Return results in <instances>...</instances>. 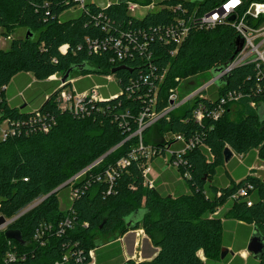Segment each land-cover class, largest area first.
<instances>
[{"label":"trees","instance_id":"trees-1","mask_svg":"<svg viewBox=\"0 0 264 264\" xmlns=\"http://www.w3.org/2000/svg\"><path fill=\"white\" fill-rule=\"evenodd\" d=\"M227 1L117 0L101 5L85 0L73 13L69 8L75 4L70 0H0V37L9 40L8 47L0 49V125L5 123L8 131L0 139V216L10 220L46 196L0 230V258L10 242L30 254L24 264H52L73 244L88 250L142 229L158 251L136 264H223L222 219L231 217L264 232V182L255 176L236 181L228 171L232 162L225 164L223 156L229 147L240 155L256 151L264 160V66L248 62L233 68L202 97L142 132L143 145L159 151L151 159L157 173L151 188L144 184L145 156L138 154V136L132 135L139 113L149 105L143 76L148 74L157 83L163 74L155 105L161 111L168 105L170 88L179 89L184 97L233 59L238 34L228 17L211 27L199 25L203 15ZM128 2L158 8L135 17L127 10ZM250 2L264 0H246L243 9ZM178 20L188 26V32L172 54L174 43L159 37ZM17 28H24L25 34L13 37ZM119 38L126 52L121 60L116 58L113 42ZM103 41H107L104 46L92 49L93 42L101 45ZM140 44L146 45L139 48ZM62 45L67 46L64 52ZM120 66L125 68L111 73ZM67 71L66 82L80 77L77 89L86 77L104 75L114 77L120 92L113 98L102 95L88 114L62 111L56 100L59 91H55L61 82L46 80L52 75L62 78ZM31 77L35 81L30 83ZM14 83H21L26 103L39 105L37 111L13 98ZM229 91L241 97L228 101L219 118L204 113L196 121L193 107L213 109ZM174 135L199 139L181 155L178 167L162 171L165 158L167 162L176 159L166 150L175 152L184 146L175 142ZM121 158H127V163L117 168L110 184L105 173ZM248 185L252 189L247 197L238 196L239 189ZM62 190L70 201L64 209L60 208ZM220 205L216 216L205 215ZM134 214L138 216L133 218ZM66 216L72 219L71 228L58 237L51 235L45 247H32L38 227L57 224ZM7 230L19 232L24 244L7 239ZM199 250L205 262L197 256ZM125 264L135 263L130 259Z\"/></svg>","mask_w":264,"mask_h":264},{"label":"built area","instance_id":"built-area-1","mask_svg":"<svg viewBox=\"0 0 264 264\" xmlns=\"http://www.w3.org/2000/svg\"><path fill=\"white\" fill-rule=\"evenodd\" d=\"M72 1L75 6L70 7L69 11H73L74 8L80 9L84 3L85 0H70ZM246 0H239V3L233 4L232 0H228L226 3H224L220 7L216 8L212 12L205 14L200 19V26L205 27H211L215 24L223 22L228 17V23L232 25V27L235 29V31L238 34V38L242 39V47L241 49L234 55L231 64L226 67L219 75L218 77L224 76L226 73L230 72L233 68L240 66L242 64H245L247 62H251L256 64L258 67L264 66V2H250L245 9H243V6L245 4ZM109 4V1L107 2ZM226 5L228 7H226ZM151 6V5H148ZM148 6H140L137 3L128 2L127 4V10L131 13L134 12L138 8H148ZM233 16L234 20L229 21V17ZM188 32V26H185L184 22L181 20H178L176 23H173L168 28H165L162 32L163 34L159 37L160 40L162 39L168 40L170 42H173L175 45V49L171 52L174 54L177 51V46L184 40L186 34ZM153 34H151V40L153 39ZM107 41H103L100 44L97 42L92 43V49L94 51H97L100 46H104ZM114 46L116 48V58L117 60H121L125 57V49H122L121 45V39H116L113 41ZM146 44L142 46L140 44L139 48H143ZM67 46L62 45L60 47V50L64 52L66 50ZM55 76V75H52ZM51 77V76H50ZM49 77V78H50ZM110 76H108L107 80ZM150 75H145L142 77L144 80V83L147 87V98H148V107L144 108L139 113L138 118V124H137V130L132 134L133 136H138V150L141 151V154L145 156V163L143 165V177H144V184H146L148 187H153L155 178L152 177L151 171H153L152 166H150L151 159L154 157L156 153H159L158 149L154 150V148L151 145H143V137L142 132L148 128L150 125H152L154 122H156L159 118L163 116L169 115L171 112L177 111L183 107H185L188 103L192 102L195 97H202L203 91H205L211 84H213V81H208L201 85L200 87L196 88L189 94L185 95L184 97L179 96V89L177 88H170L167 92V98H168V105L165 106L161 111H156L155 105L157 104V95H158V89L161 80L163 79V74L158 78V82L154 83L151 81ZM176 81H179V78L175 79ZM73 79L69 80L68 82H61L62 89L59 91L56 100L59 103V107L62 111L68 110L72 111L74 115H83L89 113V107L90 105L94 104V102L99 101L102 99V93L99 92V89H103L105 85H94L89 90L85 91H78L73 85ZM66 84V87H64ZM137 85V82H136ZM110 97H115V95H112ZM241 97L240 93L231 92L229 91L227 96H223L220 98V101L216 107L210 110L204 109L203 106L198 104L196 108L193 107L192 115L196 119V121H201L202 117L205 114H207L208 117H211L213 119L219 118L223 111L224 106L228 101L231 100H238ZM251 107H256V104L254 102L250 103ZM37 111V110H35ZM36 115L39 116V114L36 112ZM43 129H47V125L42 126ZM8 134V131L6 129L3 131L2 137H6ZM175 142L182 143L184 146L180 149L175 150V152H172L171 150H166L167 153L175 154L176 159H174L172 162H167L166 158L164 159V166L165 169H170L174 167H178L179 163L181 162V155L185 153V151L190 150L197 145L198 142V136H194V138H189L186 140L181 135H174ZM131 154H135V151H132ZM99 161V160H98ZM98 161H96L94 164H96ZM127 163V158H121L117 163L115 168H111L106 171L105 176L108 181V183L112 184L115 176L117 174V168L121 167V165H124ZM93 164V165H94ZM92 166V165H91ZM90 166V167H91ZM85 170L78 173L77 175L72 176L69 180H67L66 184L72 183L74 180H76L78 177H80L81 174H83ZM252 189L250 185L242 187L239 189L237 195L247 197V190ZM236 195L233 196L235 198ZM248 199V198H247ZM72 200V198H70ZM247 205H251V202L248 200ZM7 225V224H5ZM5 225H2L0 227V230L5 229ZM72 225V219L69 216L64 217L61 221H59L57 224H49L40 226L36 229V231L33 234L32 237V247H45L48 245V242L51 237L53 236H59L60 234L64 233L66 229L71 228ZM138 230V229H137ZM142 236L145 237V233L142 229H139ZM136 230H130L128 233L133 232ZM53 235V236H51ZM138 236L139 233H136L135 236ZM143 237V238H144ZM120 238V237H119ZM138 240L134 242V249L137 250L138 248ZM72 247V250L69 249ZM67 251L62 253V256L57 259L56 261H53L52 264H70L71 259L73 258L74 264H96L95 259V250L96 248H91L88 250H84L80 247H77L76 244H73L72 246L67 247ZM70 253V254H68ZM30 255L27 251H23L19 248H17L15 245L10 244L8 242V248L3 253V255L0 258V264H24V262L27 260V256ZM31 255L33 253L31 252ZM141 254L139 251L134 252V258L137 260H141ZM197 256L202 262H205V257L203 255L202 250H199L197 252ZM71 258V259H70ZM257 264H264V254L262 255L261 259L257 260Z\"/></svg>","mask_w":264,"mask_h":264},{"label":"crops","instance_id":"crops-1","mask_svg":"<svg viewBox=\"0 0 264 264\" xmlns=\"http://www.w3.org/2000/svg\"><path fill=\"white\" fill-rule=\"evenodd\" d=\"M55 78H56V75L51 76L46 81H59ZM23 79L26 80V78H23ZM78 80H80V77L73 81V85L76 88V90H78V91L89 90L92 86L99 85V84L94 83L95 78L88 76V77H86V80L81 85L82 86L81 89H77L75 83ZM34 81H35V78L31 77L30 83L34 82ZM21 89H22L21 83L19 85L14 83L13 90L11 91L13 98L15 96H17V98H19L18 102L22 105V107L26 106L27 109L30 111L31 110H33V111L37 110L39 105L37 106L36 104H27L23 95H22ZM46 97L44 96L45 99H46ZM239 157H242V159L240 160ZM258 159L259 158L256 155V151H253L250 154H246V155L236 154L235 152L232 151V157L229 160V162H232L231 163L232 165L228 166L229 174L236 181H239L246 176H255V177L263 180L264 177H261L257 174H250V172H249L251 170L256 169L255 162ZM225 164H227V163H225ZM165 170L169 171L170 169L167 168ZM156 176H157V173H156ZM154 178H156V177H154ZM220 210H218L217 213ZM222 224H223V226H222V235H221V247L227 249V252L225 255L226 258H225L223 264H257V262H256L257 260L254 259L252 257V255L246 249V246L248 244L250 235L253 231L252 228L254 227V225L252 226L250 224H247V223H244L242 221L235 220V219L229 220L228 218L222 219ZM136 233L140 234V230L138 229L136 231L130 232L129 234H127L123 237L124 243H126V242L131 243L132 247L130 246V244L124 245L125 250L127 248L128 252H131L132 249H134L133 245H134V242L136 241V236H135ZM130 234H131V237H129ZM143 237L144 236H142V238H141V243H143V241H145L146 236L144 238ZM148 250H150V248H148ZM154 250H155V252L150 254V255L154 256L157 253L158 248L155 247ZM150 255H149V257H150ZM141 256H142V254H141ZM130 257L133 258L134 254H132ZM152 257L147 258L146 260H149ZM144 260H145V258H144ZM96 264H97V258H96Z\"/></svg>","mask_w":264,"mask_h":264},{"label":"rangeland","instance_id":"rangeland-1","mask_svg":"<svg viewBox=\"0 0 264 264\" xmlns=\"http://www.w3.org/2000/svg\"><path fill=\"white\" fill-rule=\"evenodd\" d=\"M87 1L88 2H96L98 4L103 5V4L107 3L108 1L115 2L117 0H87ZM157 8L158 7L154 6V5L148 6V8L141 7V8L136 9L134 12H131V15H133L135 17H143L144 14L147 12V10L148 11L149 10L150 11H156ZM77 11H78V8H74L73 11H70V12L75 13ZM24 34H25V29L24 28H17L14 31L12 36L13 37H19V36H23ZM8 45H9V40L5 39L3 37H0V49H6L8 47ZM107 77L108 76H104V75L103 76L96 75L94 83L95 84H99V85H105V86H102L104 88L101 89V91L99 89V92H101L103 94V96H109L110 97V96H112V94L119 93L120 92V87L117 84V82L114 80L113 76L109 77L110 81L107 80L108 79ZM78 78L79 77H76L73 80H76ZM55 79H57V80H59L61 82V78L60 77L56 76ZM211 79H212V75H211L210 80ZM204 83H206V82H203L202 85ZM64 87H66V86H64ZM61 89H62V87H61V84H60L58 89H56L55 91L58 92ZM179 96H181V93H179ZM48 97L49 96H47L46 99ZM6 128H7V126H6L5 123H2L0 125V139L2 138L3 131ZM239 159L241 160L242 157H239ZM255 165H256L255 166L256 169L249 171L250 174H257V175H259L261 177H264V160H262V159L256 160ZM150 166H151V163H150ZM221 169H223V167L218 168V173H221ZM163 170H165V168H163L162 171ZM151 174H152V177H156V173H155L154 170L151 171ZM163 180H161V181H163ZM221 180H223V179H221ZM221 180L219 179V181H221ZM163 184H165V183H163ZM166 186L168 187V184ZM171 189L172 188H170L169 191H167V193H170ZM64 194H65V190H62L60 192V208L61 209H64L66 206H68L69 202H70L68 199H66ZM39 200H40V198L35 200L33 203H31L29 206H27L23 210L27 209L28 207H30L32 204L36 203ZM222 207H223V205L218 206L216 212H214V213H211L209 210H207L205 215L208 216V218H212V217L216 216L217 211L220 210ZM19 213H21V211ZM228 219L231 220L232 218L230 217ZM232 220H234V219H232ZM250 225L253 226V224H250ZM254 227H256V226H254ZM254 227L252 228L253 230H254ZM128 232L129 231H127L126 233L121 235L120 238H117V239H115L113 241L107 242L104 245H100V246L96 247L95 259L98 256L97 264H125V262L130 258V256L132 254H134V252H137V251H139V253L142 254V256L140 255L142 261L144 260V258L146 260L147 258H150V257L153 256V255H150V254L155 252V250H154L155 247L153 246V244L150 242L149 238L146 235H145L146 236L145 237V241H143V243H141V238H142V234L141 233L138 236L136 235V240H138V244H139L137 250L136 249H132L131 252H128L127 248L125 250V246L124 245H129L130 244V246H131V243H129V242L124 243V240H123V237L125 235L129 234ZM260 232H261V234L264 235V232L262 230ZM221 235H222V231H221ZM105 237H108V236H105ZM129 237H131V234L129 235ZM220 240H221V237H220ZM104 241L106 242L105 239H104ZM148 248H150V250H148ZM221 249H222V247H221ZM110 254H112V256H113V259H111V260L109 259ZM149 255H150V257H149ZM132 259H133L135 264L139 262V260L135 259L134 257Z\"/></svg>","mask_w":264,"mask_h":264},{"label":"water","instance_id":"water-1","mask_svg":"<svg viewBox=\"0 0 264 264\" xmlns=\"http://www.w3.org/2000/svg\"><path fill=\"white\" fill-rule=\"evenodd\" d=\"M221 10V7H220ZM234 17L231 16L229 17V21H233ZM242 39L237 38L235 41V50H234V54H236L242 47ZM231 60L232 57H230L226 63V66L228 67L231 64ZM248 63V62H247ZM124 66H120L117 67L113 70H111V73H114L116 70L118 69H124ZM224 70V68H220L216 71L212 72V79L210 81L213 82H219L221 79H226L229 76V73L225 74V76L222 77H218V75ZM68 73L69 71H67L64 76L61 78V82H66L67 78H68ZM223 156H224V162L228 163L229 160L232 157V151L229 147H225L223 150ZM264 182V179L262 180ZM66 184V183H65ZM46 197V196H45ZM45 197L41 198L39 201H37L36 203L32 204L30 207H28L27 209L21 211V213H18L15 217H13L10 220H6L3 216H0V227L2 225L5 224H9L11 223L13 220L17 219L19 216H21L22 214H24L25 212H27L28 210H30L31 208H33L34 206H36L39 202H41ZM138 216V214H134L133 218H136ZM128 225V224H127ZM5 236L7 239H13L15 241L18 242V244L23 245V241L22 238L20 236V233L17 231H9L7 230L5 232ZM247 251L252 255V257L256 260L261 259L262 255L264 254V235L261 234V232L259 231L258 228L254 227V230L252 231L248 244L246 246ZM227 249L226 248H222L221 249V255H220V259H224L225 255H226ZM232 253V252H231ZM153 258V257H152ZM132 259V257H130L128 260ZM127 260V261H128ZM150 260V259H149ZM142 261V260H140ZM126 263V262H125Z\"/></svg>","mask_w":264,"mask_h":264},{"label":"snow or ice","instance_id":"snow-or-ice-1","mask_svg":"<svg viewBox=\"0 0 264 264\" xmlns=\"http://www.w3.org/2000/svg\"><path fill=\"white\" fill-rule=\"evenodd\" d=\"M233 2H234V3H237V2H239V0H233Z\"/></svg>","mask_w":264,"mask_h":264},{"label":"clouds","instance_id":"clouds-1","mask_svg":"<svg viewBox=\"0 0 264 264\" xmlns=\"http://www.w3.org/2000/svg\"><path fill=\"white\" fill-rule=\"evenodd\" d=\"M232 2H233V0H232ZM237 3H239V2H237ZM233 4H236V3L233 2ZM226 7H228V6L226 5Z\"/></svg>","mask_w":264,"mask_h":264}]
</instances>
